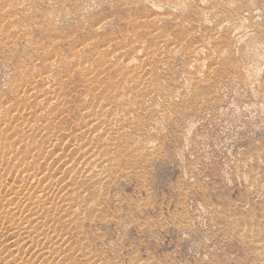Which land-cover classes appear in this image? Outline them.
<instances>
[{
  "label": "rangeland",
  "instance_id": "rangeland-1",
  "mask_svg": "<svg viewBox=\"0 0 264 264\" xmlns=\"http://www.w3.org/2000/svg\"><path fill=\"white\" fill-rule=\"evenodd\" d=\"M0 1V24L4 23L2 24L3 27L0 28V30H2L0 33L4 31L3 34H1L2 36L0 35V111H4L0 114V138L2 136L0 145L4 148L0 146V150H5V147H7L6 151L3 152L2 150L3 153L0 151V155L2 158H5L4 154L6 153L5 156L8 158L6 161L8 160L9 163H12L16 160L17 162L15 163L14 161L13 164L15 166L18 165L15 170L11 168V171L7 169L5 162L2 163L0 161V177L2 176L0 178V185H2V189H5L4 187L6 184V187L13 186L17 179H26L28 174L27 171H29V167H27L28 164L26 162L24 164L27 167L25 168L24 166L27 170L26 172L23 170L24 168L21 169L19 165L22 161L24 163L26 159H29L31 163L38 160V163H36L37 167L50 166L52 169L62 168L60 163H55L53 162L55 160L52 159H55L58 154L67 153L69 155L72 152H77L75 151L74 146L71 147L68 145L70 148H66V144H68V141L73 138V135L78 136L77 133L80 132L78 129H80L79 127L83 124L84 120L89 116L90 118L88 119L95 120L93 123L105 121L106 119L102 117L104 116L103 110L101 111V109H103L102 103L105 106L110 104L111 106L114 104V106H117L120 103L113 90L114 85H111L109 81H117L120 77L124 79V76L122 75L123 73H126V69H130L131 72L137 71L144 75L151 74L150 79L146 81L143 86L146 90H142V87L141 91H138L139 96H137L139 98L142 96L140 99L146 104L143 103L144 105H140L141 107L137 106L138 110L136 109L132 114L133 118H131V120L134 121V125L136 124V128L133 125V128H129L130 130L126 128L129 131L126 132L128 135H121L122 138L113 137L114 134L110 133L112 130L117 129L115 127L116 125L106 133L107 136L105 133L101 134L103 133L102 131H94L93 134H91L90 139L89 137H86L87 140H95V142L97 140H103L102 143L109 144L111 147L114 145L113 149L118 152L113 155V161H121V163L124 164L123 169L125 172L122 169L120 173L117 174L116 170H114L113 173L108 175L109 178L104 181L105 183L101 185L102 187L100 186L98 188L99 191L95 187L96 185L92 182L89 183V181L84 180L83 183L78 180L76 183L77 185L75 184L73 187L77 186L84 189V194H82L83 191H80L81 195L84 197V206L86 208H84L83 215L74 217L72 215L63 216L66 212L64 213L63 211L58 210L59 212H54V214L57 213V215L51 214L50 217L40 219L42 222H45V225L42 228L43 230H41V235H39L40 237L42 236L44 242H41L42 239L39 237L35 239V242H37L36 244L39 246L49 245L48 248L50 249L46 252V254L48 253L47 255L41 254L43 255L41 257V255L35 251L36 249L33 247L31 238H27L26 241L20 242L19 244L17 238L13 235L14 232L10 229L11 227L7 228L4 224L1 226L2 222H0V229H2L0 230V250H4V252L6 251V254L3 253L4 259L0 258V264H22L27 261L28 262L25 264H139L138 261L141 262L140 264H144L145 261V264H264L263 257H260L261 255L259 256L255 252L253 244L250 243L255 237H257L254 236V234H258L260 229L264 228V181H262L264 180V100H260L259 94L261 89L263 90L260 83L261 78H264V57L253 56L254 52H252V54H249L246 51L244 52L245 49L244 44H242L243 42L241 43L238 41V38L236 39V37L240 35V32H244V29L236 31L234 29L233 32H229L228 23L223 22L226 23L225 25L220 23V18L229 16L230 11L223 12L224 14L214 17V19L211 18L213 22L210 19L205 25L200 23V9L206 6L205 3L207 1L202 4V1L200 0H191L188 10L187 8L185 9L186 11H174L166 5H159L160 3L158 1L155 2L156 5H153V3H146L143 0H31L30 2L27 0L23 11V8L14 10L13 8L7 7L8 4H13L15 0ZM56 1L59 2L58 5ZM128 1L130 3H128ZM255 1L257 0H252L250 2V5L257 7L255 9L256 15L254 19L255 22L259 24V28L262 27L261 29H264V0H258L257 3ZM159 6L160 11L162 9L161 13H163V15L165 14V18L161 21H158V19L155 21L153 17L156 12L160 13L157 9ZM243 10L245 12L244 14L249 16L250 11L245 8ZM258 11L261 12V14ZM43 14L45 15L43 16ZM166 14H168L169 17H166ZM48 15H51L52 22L46 19ZM257 15L259 18L261 15L262 17L259 19ZM9 16H12L10 17L12 19H10ZM146 17L151 18V21ZM249 20L250 19L248 18L246 24L249 23ZM198 21L199 23H197ZM209 21L213 24L211 25ZM217 22L218 24H216ZM25 26L27 31L25 30ZM227 26L228 28L226 29ZM223 28L225 29L226 34ZM259 28L258 34L262 37L260 32L261 29ZM218 30H220L221 33ZM152 32H154V35H150ZM182 32L187 35H184ZM214 32L223 38L227 37L229 39L230 37H233V39L230 38L229 40L233 43V47L235 45V49H231L232 51H227V53L224 51L222 53L224 56L222 54L217 56L215 49L217 48L216 44L214 43L213 38L209 36L211 33L213 35ZM7 34L8 38L5 40L3 36L6 37ZM9 34L14 36L9 37ZM164 36L167 37L163 38ZM10 38H13L14 40ZM135 38L139 40L141 39L144 44L142 47L143 51L139 52L140 56L146 55L147 52L150 55L152 54L153 58L150 59L152 61L151 64L129 66L127 62L119 63L118 56L113 52L116 51L115 49H117V47L119 53L120 51L134 52L136 50L134 44ZM159 42H166L168 45L171 44V47L177 49V52L174 51L175 54L173 52L170 54L172 56L169 55L168 57H165L166 59H163L162 56L157 55V53H159L158 50L165 53L170 46L164 47L167 51L164 48L160 49L161 43ZM3 43H6L7 45H4ZM50 44L51 46L47 47ZM198 46L205 48L203 54L202 52L199 54L200 57L198 55L196 56L195 53V50L197 49L196 47ZM155 48H157L156 51ZM111 50L113 52H111ZM144 50L147 52L145 53ZM53 51H55V53ZM213 51L214 54H216V57L212 56L213 53L211 52ZM186 53L191 54H187V56ZM56 56L57 60L55 58ZM157 56L160 57V59ZM173 56L175 61L172 60ZM221 56L223 57V60L230 61L226 62L229 64L228 66L225 65L224 67V65H222L224 62L221 60ZM202 57L207 59L205 60L203 58L206 66L201 69H205L204 71L196 67L198 65L197 60H200V58L202 59ZM225 57L226 59H224ZM49 58L51 59L50 62H48L50 60ZM215 58H217V61ZM53 61H59L60 65H55V68L52 66L51 70L48 66H50V63ZM218 61L221 65L218 64ZM76 62L81 63V68L74 66L77 65ZM233 62H235L236 65L238 64L239 67L238 65L236 67ZM72 64L74 67L70 66ZM212 65L214 66V70L212 69ZM220 66L223 67L221 68ZM48 69L55 74V79L51 80V87L54 86L55 91L41 81L44 71L49 72L47 71ZM197 69L202 71V76H199L201 75V72L197 73ZM31 70L34 71L31 72ZM131 72L129 71L130 74ZM194 75L196 77L198 75L199 81L202 78L203 79L200 82H197V84V79H192ZM233 75L236 76L234 77ZM245 75L247 78L245 77V79H243V76ZM62 77L64 79H62L63 81L61 80V85L60 79ZM178 80L181 84H178ZM185 80L187 81V84ZM188 80L189 82L191 81V84ZM31 82H33L32 85ZM25 84L26 86H24ZM21 86H24L25 89L23 87V90ZM39 86H42L41 90ZM189 86L190 89L188 88ZM184 87L188 89L187 92ZM260 87L261 89H259ZM159 88L162 90L161 93L159 92ZM134 89L136 90V88ZM152 89L153 91L151 92ZM257 91L259 92L258 94ZM56 92L58 95H55L54 97L53 93ZM130 92V95L134 93L132 90ZM185 92H189L188 95ZM162 93H165L167 97L165 94L162 96ZM191 93L194 99H191L189 96ZM41 94H43V96ZM47 94L49 95L47 96ZM182 94H186L187 96L181 97ZM130 95L129 97L132 99L135 94H133V96ZM158 95H161L160 98ZM174 95L176 100L173 98ZM29 96L31 97L29 98ZM163 97H166V100H169L170 103L166 100L167 103H165ZM169 97L172 98L170 99ZM184 97L187 100L189 99L188 102ZM38 99L41 101L40 104L42 105H37L36 100L38 101ZM152 99L158 103L156 104V106L158 105V111L160 108L162 109L163 105L164 108L168 107L166 108V111L167 109L169 110L168 119L166 118L165 120L160 114H152L153 111L150 109ZM100 101L103 102L99 104ZM60 102L61 104H59ZM108 102L109 104H107ZM48 103L50 104L48 108L51 107V109L47 108ZM172 103L174 105H171ZM43 104L45 106H43ZM16 105H18L19 108H22L19 109ZM33 106H36L35 109H33ZM145 106L146 108H143ZM41 108L44 109L43 111H46L47 108L48 112H41ZM57 108H60V110ZM140 108H143L144 110L141 111ZM35 111L38 112L36 113ZM55 111H57V113ZM137 111L140 112L138 113ZM51 112L53 114H51ZM169 112L172 113L173 116ZM23 114H25V116L28 114L27 117H29V119L24 117ZM150 114L151 116H149ZM3 115H5L4 118ZM32 115H34V117ZM35 115L41 118L38 119L39 117L37 118ZM49 115L52 119L48 117ZM152 115H156L158 119L162 118L159 121L157 120V123L152 120ZM96 116L98 119V116L102 118L98 121ZM136 116L138 117L137 119L141 118L142 121L139 120L141 121L139 122L136 120ZM35 117L38 120H36ZM19 118L21 121H18ZM120 119L119 121L121 123L123 118L120 117ZM76 120L80 121L78 122ZM5 121L8 126L5 125ZM33 121L37 122L33 123ZM44 121H46V123ZM47 121L49 123H47ZM160 121L162 123H160ZM8 122H10V124H8ZM15 125H18L19 127H16ZM22 125L23 127L25 125V127L23 128ZM30 127L32 130H30ZM106 127L108 126L106 125ZM20 128L22 131L25 128L27 129L22 132ZM74 128L76 129L75 131H73ZM109 128L107 129L109 130ZM36 129L39 130L36 131ZM6 130H8L7 133L12 130V133L10 132L12 135H10L11 137H9V140L4 136ZM26 131L28 132L27 134L25 133ZM42 131L43 133H41ZM48 133L54 137L57 136L55 140L50 143L46 138V134ZM138 133L140 136L137 135ZM131 134H133V136ZM40 136H42V139ZM65 136L68 137L67 140ZM137 136L139 137L137 138ZM12 137L15 138V140ZM108 138L112 140L109 141ZM114 138L117 140L116 143L113 141ZM58 139L59 142L57 141ZM35 140L36 142H34ZM148 140L153 142L151 143L149 141L150 143H148ZM24 141L27 142L25 143ZM133 141H135V144H132ZM137 141H140V144H143L140 146ZM141 141L146 142L144 143ZM10 143H14V146ZM37 143L39 145H36ZM46 144H48V147L50 148H47ZM116 144H118L117 147L120 146V149L115 147ZM149 144L154 147L147 148L150 146ZM52 145H54V148H52ZM139 146L140 148L137 149ZM8 147H12V149ZM34 147H36V149ZM155 147L157 148V151L155 150ZM151 149L153 150V153L149 151ZM52 150L54 151V155ZM68 150L70 151L68 152ZM144 150L147 151L145 152ZM154 150L157 153H155ZM17 151L20 154H17ZM137 152H139V154ZM8 153L11 154L9 155ZM121 153H125V156ZM132 153L136 156L134 157ZM149 153L151 155H149ZM20 155H22L23 158ZM40 155H42V158ZM28 156H30L31 159L30 157L28 158ZM76 156H78V154ZM16 158L20 163H18ZM125 162L128 164L126 165ZM3 165H5V167ZM1 166H3L4 169ZM35 170L37 171L36 168L31 169V171L34 172ZM252 170H254V172ZM20 171L22 173H20ZM256 172L259 175L257 183L259 185L260 182H262V190H258L255 193V191H253L255 187L251 185V180L253 175H256ZM13 173L14 175L12 176V179H10L11 174ZM114 173L116 174L114 175ZM8 175L10 177H7ZM40 175L42 176V174H39L38 176L40 177ZM261 176L262 178H260ZM246 180L249 181V186L247 185ZM24 182H26V180H24ZM69 182H71L70 179ZM18 184L19 188L16 185V190H19L20 192V190L22 191L23 189L20 188L23 184ZM23 186L25 187V184ZM250 187L253 188L252 191L249 190L251 189ZM50 190L53 191V189ZM64 192H67V194L73 197L77 196V193L74 194L71 187L67 190L65 189ZM70 192H72V194ZM254 197L258 198L255 199ZM88 199H91V201ZM93 200L94 202H92ZM3 202L6 204V201ZM91 202L92 204H89ZM87 205L91 206L87 207ZM44 206L52 207V202H47ZM14 207V205L13 207L9 206L8 210L12 209V213H15H13L14 216L12 215L14 218H12V216L11 218L13 221H16L19 216L21 217V214H19L16 209H13ZM80 216L83 217L81 218ZM34 217L35 216L32 215L29 218ZM68 217L69 219H67ZM46 222H49L48 224L50 226ZM242 225H244V227ZM257 225L259 226L258 228L255 227ZM52 227L56 231L52 230ZM8 229H10V231ZM45 233L50 234L47 236ZM240 234L242 237H240ZM15 245L19 246H17V250ZM63 246H66L67 251H70L67 253ZM31 248L33 252L29 250ZM57 249L59 250L58 252ZM10 252L11 254L13 253L15 258L9 256L11 255L9 254ZM29 255H31V257ZM33 255H36V257H33ZM47 256L49 257V260L44 263L43 259ZM50 256H53L51 257L52 259ZM82 256H85V258ZM25 257L27 258L25 259ZM87 257L90 258L88 259ZM32 260H34V262ZM255 261L257 262L255 263Z\"/></svg>",
  "mask_w": 264,
  "mask_h": 264
},
{
  "label": "bare ground",
  "instance_id": "bare-ground-1",
  "mask_svg": "<svg viewBox=\"0 0 264 264\" xmlns=\"http://www.w3.org/2000/svg\"><path fill=\"white\" fill-rule=\"evenodd\" d=\"M12 1V0H11ZM31 0H29L28 2H30ZM53 1V0H52ZM60 1V0H59ZM70 1V0H69ZM80 1V0H79ZM137 1H139V0H137ZM141 1V0H140ZM143 1H145L146 3L147 2H150V4L151 3H153V5H156V1H158L160 4L159 5H166L168 8H172L174 11L176 10H179V11H183V10H185L186 8H187V10H188V6H190L189 4H190V1L191 0H143ZM193 1V0H192ZM200 1H202V4H204L203 2H206L205 4H206V6L205 7H202L201 9H200V23L201 24H205L206 25V22L208 21V20H210L211 18H213L214 19V17H217V16H219V15H222V14H224L226 11H230V15L229 16H227V17H223V18H220L221 20V22L220 23H223V22H227L228 24V26H229V32L230 31H232L233 32V30L235 29V31L236 30H239V29H244V32L242 31V32H240V35L239 36H237L236 37V39L238 38V41H240L242 44H244V52L246 51L247 53H251L252 54V52H254V55L253 56H256V57H264V29H261L262 27H261V25H260V27L261 28H259V24L257 23V22H255V9L257 8L256 6H253V5H250V2L252 1V0H200ZM258 1V0H257ZM257 1H255L256 3H257ZM1 2V1H0ZM3 2V1H2ZM9 2V1H8ZM26 2H27V0H15L14 2H13V4H8L7 5V7H10V8H13L14 10H19V9H21V8H23V11H24V7H25V4H26ZM55 2V1H54ZM57 2V1H56ZM62 2V1H61ZM60 2V3H61ZM6 3H7V1H6ZM58 3L59 2H57V5H58ZM72 3V2H71ZM70 3V4H71ZM75 3V2H74ZM79 3V2H78ZM128 3H130L129 1H128ZM1 4H3V3H1ZM80 4V3H79ZM78 4V5H79ZM82 4V3H81ZM254 4V3H253ZM9 5H12V6H9ZM61 5H63V4H61ZM61 5H59V6H61ZM137 5V4H136ZM257 5V4H256ZM263 5V4H262ZM5 6H6V4H5ZM67 6V5H66ZM258 6V5H257ZM1 7V6H0ZM4 7V6H3ZM64 7H65V4H64ZM200 7V6H199ZM258 7H260V6H258ZM63 8V7H62ZM153 8H155V7H153ZM193 8H195V7H193ZM246 9V10H249L250 12H249V16H246L244 13V10L243 9ZM28 9V8H27ZM156 9V8H155ZM157 9L160 11V6H159V8L157 7ZM156 9V10H157ZM165 9V8H164ZM171 9V10H172ZM8 10H9V8H8ZM170 10V11H171ZM196 10V9H195ZM259 10V9H258ZM173 11V12H174ZM186 11V10H185ZM197 11V10H196ZM257 11V10H256ZM19 12V11H18ZM22 12V11H21ZM21 12H20V14H21ZM27 12V11H26ZM162 12V9H161V11H160V13H157L156 12V14H155V16L153 17L154 19H155V21H156V19H158V21L160 20H162V19H164L165 18V14L163 15V13H161ZM224 12V13H223ZM259 12V11H258ZM17 13V12H16ZM25 13V12H24ZM81 13V12H80ZM181 13V12H180ZM183 13V12H182ZM260 14H261V12H259ZM18 14V13H17ZM169 14V13H168ZM168 14H166L167 16L166 17H169V15ZM247 14V13H246ZM258 14V13H257ZM11 15V14H10ZM13 15V14H12ZM15 15V14H14ZM45 14H43V16H44ZM149 15V14H148ZM199 15V14H198ZM264 15V14H263ZM51 15H48V17L46 18L48 21H51L52 22V20H51V17H50ZM150 16V15H149ZM171 16V15H170ZM224 16V15H223ZM10 17H12V16H9V18ZM152 17V16H151ZM172 17V16H171ZM222 17V16H221ZM257 17H258V15H257ZM256 17V18H257ZM261 17H262V15H261ZM260 17V18H261ZM147 18V17H146ZM145 18V19H146ZM149 18V17H148ZM147 18V19H148ZM219 18V17H218ZM248 18L250 19L249 20V23L248 24H246V21L248 20ZM259 18V17H258ZM259 18V19H260ZM10 19H12V18H10ZM54 19V18H53ZM151 18H149V21H151L150 20ZM175 19H177V18H175ZM216 19V18H215ZM56 20V19H55ZM132 20V19H131ZM184 20V19H183ZM212 20V19H211ZM37 21V20H36ZM54 21V20H53ZM138 21V20H137ZM142 21V20H141ZM178 21V20H177ZM256 21H257V19H256ZM6 22V21H5ZM132 22V21H131ZM134 22V21H133ZM212 22H213V20H212ZM216 22V21H215ZM214 22V23H215ZM248 22V21H247ZM183 23V22H182ZM197 23H199V21L197 22ZM196 23V24H197ZM208 23V22H207ZM209 23H210V21H209ZM219 23V24H220ZM2 24H4V23H1L0 24V28H2L3 26H2ZM10 24V23H9ZM135 24H136V22H135ZM187 24V23H186ZM211 25L213 24V23H210ZM216 24H218V22L216 23ZM215 24V25H216ZM224 25L226 24V23H223ZM264 24V23H263ZM183 25V24H182ZM6 26V25H5ZM223 26V25H222ZM228 26L226 27V29L228 28ZM16 27V26H15ZM14 27V28H15ZM29 27H30V25H29ZM225 27V26H224ZM257 27V28H256ZM9 28H10V26H9ZM8 28V29H9ZM12 28V27H11ZM20 28V27H19ZM18 28V29H19ZM22 28H24V27H22ZM31 28V27H30ZM139 28H141V27H139ZM254 28H256V29H254ZM258 28L259 29H261V36L262 37H260L259 36V34H258ZM7 29V30H8ZM15 29H17V28H15ZM27 29H28V27H27ZM217 29V28H216ZM220 29H222V28H220ZM224 29V28H223ZM25 30H26V26H25ZM29 30V29H28ZM159 30V29H158ZM254 30H256V31H254ZM0 31H2V30H0ZM11 31V30H10ZM17 31H19V30H17ZM16 31V32H17ZM21 31V30H20ZM23 31V30H22ZM27 31V30H26ZM154 31H155V29H154ZM157 31V30H156ZM219 32H220V30H218ZM217 31V32H218ZM223 31V30H222ZM224 31H225V29H224ZM4 32V31H3ZM3 32H1L0 33V35L1 34H3ZM7 32H9V31H7ZM238 32V31H237ZM18 33V32H17ZM23 33V32H22ZM21 33V34H22ZM26 33V32H25ZM184 35H187V34H185L184 32H182ZM189 33V32H188ZM221 33V32H220ZM224 33V32H223ZM228 33V32H227ZM236 33V32H235ZM12 34V33H11ZM16 34V33H15ZM150 34V33H149ZM154 35V32H152L150 35ZM205 34V33H204ZM225 34H226V31H225ZM230 34H232V33H230ZM192 35V34H191ZM222 35V34H221ZM234 35V34H233ZM2 36V35H1ZM11 35L9 34V37H10ZM12 36H14V35H12ZM11 36V37H12ZM16 36V35H15ZM148 36V35H147ZM156 36V35H155ZM189 36V35H188ZM194 36H195V34H194ZM207 36V35H206ZM210 37H212L213 38V40H214V43L216 44V47L217 48H215V46H214V48L216 49V54H217V56H220L224 51H226V53H227V51L229 52V51H232L231 49H235L234 47H235V45H234V47H233V43H231V41L226 37V38H223V37H221V36H219V34L217 35V34H215V32H214V34L212 35V33L209 35ZM165 37H167V36H164L163 38H165ZM208 37V36H207ZM207 37H205V38H207ZM229 37V36H228ZM3 38H5V40L8 38V34H7V36L5 37V36H3ZM2 38V39H3ZM15 38V37H14ZM142 38V37H141ZM156 38V37H155ZM160 38V37H159ZM204 38V37H203ZM1 39V40H2ZM10 39H12V40H14L13 38H10ZM144 39H145V37H144ZM143 39V40H144ZM157 39V38H156ZM211 39V38H210ZM231 39H233V37L231 38ZM5 40H3V41H5ZM11 41V40H10ZM155 41V40H154ZM157 41V40H156ZM230 41V42H229ZM43 42V41H42ZM53 42H56V41H53ZM166 42H168V41H166ZM166 42H159V43H161L160 45V49L161 48H164V47H169V49L167 48V50H166V48H164L167 52H163V51H161V50H158L159 51V53H157V55L158 56H162L163 57V59H166L165 57H168L171 53H173L174 51H176L177 52V49H173L172 47H171V44L170 45H168ZM7 43V42H6ZM5 43V44H6ZM173 43V42H172ZM239 43V42H238ZM237 43V44H238ZM4 44V43H3ZM4 44V45H5ZM33 44V43H32ZM36 44V43H35ZM56 44V43H55ZM134 44H135V48H136V50L134 51V52H132V53H130V52H127V51H120V53L118 52L119 50H118V47H117V49H115L116 51H112L111 50V52H113V53H115L117 56H118V58H119V63H125V62H127V64L129 65V66H136V65H147V64H151V58H153L152 57V54L150 55L147 51V53L145 52V50H144V52L146 53V55H143V56H140V53L139 52H141V51H143L142 50V47H143V41L140 39H136L135 38V40H134ZM174 44V43H173ZM7 45V44H6ZM37 45V44H36ZM175 45V44H174ZM178 45V44H177ZM239 45V44H238ZM1 46H3V45H1ZM44 46V45H43ZM51 46V44L50 45H48L47 47H50ZM78 46V45H77ZM76 46V47H77ZM134 46V45H133ZM179 46V45H178ZM197 46V45H196ZM145 47V46H144ZM152 47V46H151ZM175 47H177V46H175ZM191 47V46H190ZM233 47V48H232ZM154 48V47H153ZM191 48H193V47H191ZM197 49L195 50V53H196V56L198 55L199 56V54L202 52V54H203V52L205 51V48H203V47H201V46H198V47H196ZM213 48V47H212ZM36 49V48H35ZM49 49V48H48ZM95 49V48H94ZM144 49V48H143ZM147 49H149V48H147ZM163 49V50H164ZM178 49H179V47H178ZM181 49V48H180ZM118 50V51H117ZM157 50V48H155V51ZM182 50H183V48H182ZM186 50H187V48H186ZM34 51V50H33ZM36 51V50H35ZM40 51V50H39ZM98 51H99V49H98ZM133 51V50H132ZM151 51H152V49H151ZM157 51V52H158ZM179 51V50H178ZM192 51H193V49H192ZM235 51V50H234ZM236 51H238V50H236ZM37 52V51H36ZM35 52V53H36ZM44 52H45V48H44ZM46 52H48V51H46ZM54 53H55V51H53ZM52 52V53H53ZM188 52V51H187ZM191 52V51H190ZM208 52V51H207ZM38 53V52H37ZM143 53V52H142ZM152 53V52H151ZM156 53V52H155ZM179 53H180V51H179ZM189 53V52H188ZM188 53H186V55L188 54ZM211 53H213V55L212 56H215L216 54H214V51L213 52H211ZM242 53V52H241ZM174 54H175V52H174ZM178 54V53H177ZM191 54V53H190ZM190 54H188V55H190ZM205 54V53H204ZM249 54H248V56H249ZM42 55V54H41ZM142 55V54H141ZM156 55V54H155ZM187 55V56H188ZM223 56H224V54H222ZM37 56H39V55H37ZM55 56V55H54ZM54 56H52V57H54ZM154 56V55H153ZM157 56V57H158ZM170 56H172V55H170ZM184 56V55H183ZM195 56V57H196ZM211 56V55H210ZM49 57V56H48ZM200 57V56H199ZM216 57V56H215ZM222 57V56H221ZM241 57V56H240ZM247 57V56H246ZM47 58V57H46ZM45 58V59H46ZM51 58V57H50ZM49 58V59H50ZM56 58V60H57V56L55 57ZM59 58H60V56H59ZM59 58H58V60H59ZM63 58V57H62ZM159 59H160V57H158ZM204 57H202V59L200 58V60L198 59L197 60V66L196 67H198V69H201V68H204L205 66H206V64H204V59H203ZM48 59V60H49ZM51 59H53V58H51ZM51 59L48 61V62H50L51 61ZM125 59V60H124ZM169 59V58H168ZM189 59H191V58H189ZM216 59V61H217V58H215ZM214 59V60H215ZM219 59V58H218ZM224 59H226V57L224 58ZM238 59V58H237ZM47 60V59H46ZM60 60H62V59H60ZM69 60H71V59H69ZM171 60V59H170ZM172 60H174V56H173V59ZM205 60H207V59H205ZM208 60H209V58H208ZM224 62H222V61ZM221 62L223 63L222 65H224V67H225V65H229V64H227L226 62L228 61H225V60H223V57L221 58ZM230 60V59H229ZM236 60V59H235ZM64 61V60H63ZM67 61V60H66ZM72 61V60H71ZM175 61V60H174ZM210 61H211V58H210ZM242 61V60H241ZM45 62V61H44ZM228 62H230V61H228ZM238 62V61H237ZM240 62V61H239ZM43 63V62H42ZM77 63V62H76ZM80 63V62H79ZM79 63H77V65H74V66H76L77 68L78 67H80L81 68V63L79 64ZM196 63V62H195ZM214 63H215V61H214ZM234 63V65H236L235 64V62H233ZM218 64H220L221 65V63L218 61ZM57 66V65H60V62L59 61H53L52 63H50V66H48V68L49 69H51L52 70V66L54 67V66ZM192 65H193V62H192ZM192 65H190V66H192ZM214 65V64H213ZM212 65V66H213ZM231 65V64H230ZM238 65V64H237ZM237 65H236V67H237ZM41 66H43V65H41ZM71 67H74L73 66V64L72 65H70ZM210 66H211V64H210ZM218 66V65H217ZM188 67V66H187ZM221 67V66H220ZM223 67V66H222ZM221 67V68H222ZM232 67V66H231ZM238 67H239V65H238ZM55 68V67H54ZM191 68V67H190ZM218 68V67H217ZM27 69V68H26ZM33 69V68H32ZM38 69V68H37ZM42 69V68H41ZM47 70V71H49V72H45L44 71V75L42 76V78H41V81L42 82H44V83H46L48 86H49V88H51L52 90H54L55 91V87L54 86H52L51 87V80H54L55 79V74L53 73V72H51L50 70ZM74 69V68H73ZM197 69V73L198 72H201L200 74L201 75H199V76H202V71H199ZM209 69V68H208ZM211 69V68H210ZM213 70H214V66H213V68H212ZM211 69V70H212ZM216 69V68H215ZM70 70V69H69ZM72 70V69H71ZM195 70H196V68H195ZM201 70H205V69H201ZM241 70H243V69H241ZM32 71H34V70H31V72ZM68 71V70H67ZM129 71L131 72V70L129 69V70H127L126 69V73H123V75L122 76H124L123 78L124 79H122L121 77H120V79L119 80H112V81H109L110 82V84L111 85H114V92L116 93V95H117V97H118V100L120 101V103L117 105V106H114V105H112L111 106V104L110 105H107V106H105V105H103V101L101 102H99V104H101L102 103V107H103V109H101V111L103 110V112H104V116H102V117H104L106 120L105 121H102V122H97V123H93V122H95V120L93 121V119H88V118H90L89 116H88V118H84L85 120H84V122H83V124L82 125H80V129H78V130H80V132H78L77 134H78V136H76V135H73V138L72 139H70L69 141H68V144H66L67 146H66V148H70V146L71 147H73L74 146V149H75V151H77V152H72V153H70L69 155L66 153V154H58L57 156H56V158L55 159H52V160H55V161H53V162H55V163H60L61 164V166H62V168H57V169H52V167H50V166H45V167H37L36 166V163H38V160H35V162L34 163H31L30 161H29V159H26V161H24V163H23V161H22V163H20V161L18 160V163H20L19 165H20V167H21V169L22 168H24V166H25V168H27V167H29V171H27L25 168L23 169L25 172L27 171V176H26V179L24 178V180H26V182H24V180H16L15 182H14V185L13 186H8V187H6V185H5V189H2V185H0L1 187H0V222H2V224H1V226H3V224L5 225V226H7V228L8 227H11L10 229L14 232L13 233V235H14V237H16L17 238V240H18V243L20 244V242H24V241H26L27 240V238H31V242H32V244H33V247H34V249H36L35 251L37 252V253H39V255H41V254H46V252L47 251H49V249L50 248H48V246H39L38 244H36L37 242H35V239H37L38 237L39 238H41L42 240H41V242H44L43 241V238H42V236L40 237L39 235H41V230H43L42 228H43V226L45 225V222L43 221H41L40 219H42V218H47V217H50V215L51 214H54V212L55 211H57V212H59L58 210H60V211H63L65 214L63 215V216H68V215H72L73 217L74 216H79V215H83V213H84V208H85V206H84V197L81 195V192L80 191H83V193L82 194H84L85 192H84V189H82L81 187L79 188V187H77V186H75V187H73L77 182H78V180H80L81 182H83L84 183V180H87V181H89V183L90 182H92L94 185H96L95 187L97 188V190H98V188L101 186V185H103L105 182V180H107L108 178H109V174L110 173H113V171L114 170H116V173L118 174V173H120V171L123 169V166H124V164L123 163H121V161H113V155L114 154H116V152H118L117 150H115V149H113V146L111 147L109 144H105V143H102V141L103 140H101V141H99V140H97L96 142H95V140H89L91 137V134H93V132L94 131H97V132H103V133H101V134H104L105 133V135H106V133L108 132V131H110L111 129H112V127H114L115 125V127L117 128L116 130L114 129V130H112V132H110V133H113L114 134V136L113 137H121V135L122 136H124L125 134H127L128 135V133H126V132H129L128 130H130L129 128H133L132 127V125L133 126H135L134 125V121H132L131 120V118H133V112H135L136 111V109L138 110V108H137V106H142V105H144V104H146L145 102H143V101H141L142 99H140V98H142V96L139 98L138 96V91H141V88L145 85V82L146 81H148L149 79H150V77H151V74H142V73H139V72H137V71H132L131 72V74L129 73ZM217 71V70H216ZM25 72V71H24ZM27 72V71H26ZM43 72V71H42ZM41 72V73H42ZM121 72V71H120ZM122 72H124V71H122ZM209 72H210V70H209ZM219 72V71H218ZM239 72V71H238ZM28 73V72H27ZM72 73V72H71ZM191 73V72H190ZM212 73H214V72H212ZM233 73H235V72H233ZM232 73V74H233ZM243 73V72H242ZM23 74V73H22ZM231 74V75H232ZM236 74H237V72H236ZM248 74V73H247ZM246 74V75H247ZM24 75V74H23ZM148 75V76H147ZM187 75V74H186ZM198 75H197V77L194 75V77L192 78L193 80H194V78L195 79H197V81H196V83L197 82H200L199 81V77H198ZM210 75H211V73H210ZM239 75V74H238ZM237 75V76H238ZM242 75V74H241ZM240 75V76H241ZM246 75L245 76H243L244 78L243 79H245V77H246ZM255 75V74H254ZM261 75H263V74H261ZM57 76V75H56ZM189 76V75H188ZM230 76V75H229ZM234 76V75H233ZM232 76V77H233ZM236 76V75H235ZM234 76V77H235ZM253 76V75H252ZM258 76V75H257ZM58 77V76H57ZM64 77V76H63ZM61 78L60 79V84H61V80L62 79H64V78ZM260 77H263V76H260ZM53 78V79H52ZM58 78H60V77H58ZM242 78V77H241ZM247 78V77H246ZM250 78V77H249ZM67 79V78H66ZM66 79H65V81H66ZM84 79V78H83ZM162 79V78H161ZM191 79V80H192ZM208 79H210V78H208ZM233 79V78H232ZM87 80V79H86ZM174 80V79H173ZM180 80H182V79H180ZM205 80V79H204ZM39 81H40V79H39ZM63 81V80H62ZM164 81V80H163ZM172 81V80H171ZM179 81V80H178ZM183 81H184V79H183ZM186 81V80H185ZM174 82V81H173ZM180 82V81H179ZM178 82V84H181V82L179 83ZM188 82H189V80H188ZM207 82V81H206ZM205 82V83H206ZM209 82V81H208ZM13 83V82H12ZM32 83L33 82H31V85H32ZM84 83V82H83ZM164 83H166V82H164ZM175 83H177V82H175ZM190 84H191V81L189 82ZM18 84H20V83H18ZM27 84V83H26ZM26 84L24 85V86H26ZM65 84H66V82H65ZM167 84V83H166ZM186 84H187V81H186ZM185 84V85H186ZM195 84V83H194ZM198 84V83H197ZM34 85H36V84H34ZM33 85V86H34ZM47 85H46V87H47ZM56 85V84H55ZM62 85V84H61ZM184 85V84H183ZM260 85L263 87V90L261 89V87L259 88V89H261V92L259 93L258 91H257V94L259 93L260 94V100H264V78H261V83H260ZM13 86V85H12ZM24 86H21V88L23 89V87ZM32 86V87H33ZM58 86V85H57ZM14 87V86H13ZM40 87V86H39ZM38 87V88H39ZM44 87V86H43ZM54 87V88H53ZM62 87V86H61ZM20 88V87H19ZM18 88V89H19ZM35 88V87H34ZM33 88V89H34ZM64 88V87H63ZM134 88H136V90L134 89ZM162 88V87H161ZM178 88V87H177ZM182 88V87H181ZM185 89H186V87H184ZM189 89H190V86L188 87ZM194 88V87H193ZM15 89H16V87H15ZM17 89V90H18ZM24 89H25V87H24ZM23 89V90H24ZM30 89V88H29ZM28 89V90H29ZM42 89V86L40 87V90ZM45 89V88H44ZM59 89V88H58ZM160 89V88H159ZM164 89H165V87H164ZM164 89H163V91H164ZM167 89V88H166ZM170 89V88H169ZM216 89V88H215ZM39 90V89H38ZM40 90H39V92H40ZM133 91L132 93L133 94H135L134 96H133V94L132 95H130L131 94V92L130 91ZM142 90H146V89H144V87H143V89ZM158 90V89H157ZM161 90V89H160ZM159 90V92L161 93L162 92V90L160 91ZM176 90V89H175ZM174 90V91H175ZM221 90V89H220ZM149 91H150V89H149ZM148 91V92H149ZM153 91V89L151 90V92ZM177 91V90H176ZM179 91V90H178ZM188 91V89H186V92ZM195 91V90H194ZM193 91V92H194ZM15 92H16V90H15ZM38 92V91H37ZM57 92H59V91H57ZM56 92V93H57ZM185 92V93H186ZM190 92V91H189ZM188 92V93H189ZM192 92V93H193ZM196 92V91H195ZM218 92V91H217ZM48 93V92H47ZM52 93V92H51ZM56 93H53L54 95V97H55V95H58V93L56 94ZM114 93V94H115ZM130 93V94H129ZM175 93V92H174ZM177 93V92H176ZM180 93V92H179ZM188 93H186L187 95H188ZM192 93H191V95L189 94V96L191 97V99H194L193 97H192ZM211 93V92H210ZM214 93H215V91H214ZM254 93V92H253ZM19 94H21V93H19ZM113 94V95H114ZM152 94V93H151ZM157 94H158V92H157ZM163 95L162 96H164V94L165 93H162ZM167 94H168V92H167ZM186 94H182L181 95V97L182 96H187ZM194 94V93H193ZM196 94V93H195ZM212 94V93H211ZM256 94V95H257ZM25 95H27V94H25ZM25 95H24V97H25ZM42 96H43V94H41ZM49 94H47V96H48ZM83 95V94H82ZM129 95L130 96H133V98L132 99H130V97H129ZM138 95V96H137ZM153 95L155 96V94L153 93ZM177 95V94H176ZM218 95H219V93H218ZM253 95V94H252ZM254 95H255V93H254ZM22 96V95H21ZM52 96V95H51ZM52 96V97H53ZM60 96V95H59ZM59 96H58V98H59ZM144 96V95H143ZM159 96V95H158ZM157 96V97H158ZM161 96V95H160ZM160 96H159V98H160ZM165 96H166V94H165ZM179 96H180V94H179ZM31 96H29V98H30ZM51 97V98H52ZM91 97H94V96H91ZM116 97V96H115ZM167 97V96H166ZM164 98L163 97V100L165 101L167 98ZM175 97V95L173 96V98ZM195 97V96H194ZM197 97V96H196ZM19 98L21 99V97L19 96ZM39 98V97H38ZM86 98V97H85ZM89 98V97H88ZM144 98V97H143ZM149 98V97H148ZM170 98V97H169ZM172 98V97H171ZM170 98V99H171ZM176 98V97H175ZM174 98V100H176ZM185 98V97H184ZM254 98H255V96H254ZM258 98H259V96H258ZM26 99V98H25ZM37 99V98H36ZM44 99H45V95H44ZM49 99V98H48ZM53 99V98H52ZM56 99V98H55ZM83 99V98H82ZM117 99V98H116ZM158 99V98H157ZM162 99V98H161ZM178 99V98H177ZM186 99V98H185ZM184 99V100H185ZM256 99H257V97H256ZM28 100V99H27ZM43 100V99H42ZM51 100V99H50ZM56 100H58V99H56ZM85 100V99H84ZM95 100V99H94ZM159 100V99H158ZM179 100V99H178ZM189 100V99H188ZM188 100L186 99V101L188 102ZM29 101H31V100H29ZM38 101H39V103H38ZM38 101L36 100V103H37V105L38 104H40L41 103V101L38 99ZM45 101V100H44ZM49 101V100H48ZM53 101V100H52ZM98 101V100H97ZM160 101H162V100H160ZM167 101V100H166ZM165 101V103H167ZM13 102V101H12ZM55 102V101H54ZM59 102V101H58ZM86 102V101H85ZM117 102V101H116ZM159 102V101H158ZM173 102V101H172ZM179 102V101H178ZM8 103V102H7ZM6 103V104H7ZM11 103V102H10ZM15 103V102H14ZM20 103V102H19ZM35 103V104H36ZM42 103H43V101H42ZM52 103V102H51ZM144 103V104H143ZM148 103V102H147ZM169 103H170V101H169ZM253 103V102H252ZM262 103V102H261ZM1 104V103H0ZM6 104H5V106H6ZM32 104V103H31ZM53 104V103H52ZM55 104V103H54ZM59 104H61V102L59 103ZM107 104H109V102L107 103ZM149 104V103H148ZM156 104H158V103H156L153 99H152V104L150 105L151 107H150V109L153 111V113L152 114H160L163 118H165V120H166V118L168 119V109H167V111H166V108H168V107H166V108H164V105L162 106V109L160 108V112L157 110L158 109V105L156 106ZM177 104V103H176ZM187 104V103H186ZM4 105V104H3ZM2 105V106H3ZM8 105V104H7ZM13 105V104H12ZM20 105V104H19ZM40 105H42V104H40ZM50 104L48 103V105H47V108H48V106H49ZM57 105V104H56ZM162 105V104H161ZM167 105V104H166ZM169 105V104H168ZM171 105H174L173 103L171 104ZM171 105H170V108H171ZM180 105V104H179ZM18 105H16V107H17ZM39 106V105H38ZM43 106H45L44 104H43ZM140 106V107H141ZM147 106V105H146ZM146 106L145 107H143V108H146ZM8 107V106H7ZM29 107H30V105H29ZM34 107V106H33ZM36 107V106H35ZM35 107L33 108V109H35ZM59 107H60V105H59ZM101 107V108H102ZM159 107H160V105H159ZM181 107V106H180ZM0 108H1V106H0ZM17 108H19V106L17 107ZM20 108H22V107H20ZM19 108V109H20ZM23 108H24V106H23ZM47 108H46V111L48 112V110H47ZM50 109H51V107H49ZM48 108V109H49ZM61 108V107H60ZM60 108L58 109V110H60ZM143 108H140V110L142 111V110H144ZM173 108V107H172ZM10 109V108H9ZM32 109V110H33ZM42 109V108H41ZM40 109V110H41ZM56 109V108H55ZM149 109V108H148ZM4 110V109H3ZM12 110V109H11ZM10 110V111H11ZM17 110V109H16ZM39 110V109H38ZM44 109H42L41 110V112L43 111ZM171 110V109H170ZM173 110V109H172ZM13 111H15V110H13ZM18 111H20V110H18ZM46 111H43L44 113H46ZM53 111V110H52ZM100 111V112H101ZM146 111V110H145ZM144 111V112H145ZM150 111V110H149ZM2 112H4V111H0V114L2 113ZM32 112H34V111H32ZM36 112V111H35ZM38 112V111H37ZM36 112V113H37ZM56 113H57V111H55ZM138 112V111H137ZM140 112V111H139ZM138 112V113H139ZM144 112H143V114H144ZM159 112V113H158ZM22 113V112H21ZM170 113V112H169ZM4 114V113H3ZM8 114V113H7ZM14 114V113H13ZM16 114V113H15ZM26 114V113H25ZM25 114H23L24 115V117H27V115L25 116ZM41 114V113H40ZM43 114V113H42ZM51 114H53L52 112H51ZM55 114V113H54ZM99 114V113H98ZM146 114V113H145ZM171 115H172V113H170ZM6 115V114H5ZM5 115H3V118H4V116ZM10 115V114H9ZM11 115H12V113H11ZM10 115V116H11ZM21 115V114H20ZM38 115V114H37ZM146 115H148V114H146ZM145 115V116H146ZM154 116V115H152V120L153 121H155V122H157L158 123V121L162 118H159L158 119V117L157 116ZM10 116H9V118H10ZM14 116V115H13ZM30 116H31V114H30ZM33 117H34V115H32ZM36 116V115H35ZM43 116V115H42ZM52 116V115H51ZM124 116V117H123ZM149 116H151V114L149 115ZM173 116V115H172ZM2 117V116H1ZM20 117V116H19ZM23 117V116H22ZM37 118L39 117V116H36ZM35 117V118H36ZM48 117H50V115L48 116ZM53 117V116H52ZM94 117V116H93ZM99 117V119L97 118V116H96V118H97V120L99 121L101 118H100V116H98ZM120 117H122L123 119H122V121H121V123H120V121H119V119H120ZM141 117V116H140ZM169 117H170V115H169ZM8 118V119H9ZM13 118V117H12ZM28 119H29V117H27ZM32 118V117H31ZM30 118V119H31ZM36 118V120H38V119H40L41 117H39L38 119ZM45 118H46V120H47V117H46V115H45ZM51 118V117H50ZM138 117L136 116V120H141V118L140 119H137ZM7 119V118H6ZM23 119V118H22ZM33 120H35L34 118H32ZM31 119V120H32ZM52 119V118H51ZM55 119H57V118H55ZM79 119H80V117H79ZM95 119V118H94ZM143 119V118H142ZM170 119V118H169ZM172 119V118H171ZM5 120V119H4ZM3 120V121H4ZM17 120V119H16ZM30 120V121H31ZM50 120V119H49ZM59 120V119H58ZM103 120V119H102ZM121 120V119H120ZM145 120V119H144ZM147 120V119H146ZM149 120H151V119H149ZM151 120V121H152ZM158 120V121H157ZM18 121H21V119L19 118V120ZM55 121H57V120H55ZM55 121H53V122H55ZM76 121H80V120H76ZM125 121H127V122H125ZM142 121V120H141ZM141 121H139V122H141ZM162 121H163V119H162ZM34 122H37V121H33V123ZM45 123H46V121H44ZM118 122H119V124H118ZM5 125H7V122L5 121ZM23 123V122H22ZM32 123V122H31ZM30 123V124H31ZM45 123H43V124H45ZM47 123H49L48 121H47ZM136 123H137V121H136ZM160 123H162L161 121H160ZM159 123V124H160ZM8 124H10V122H8ZM24 124V123H23ZM26 124H27V122H26ZM39 124V123H38ZM41 124H42V122H41ZM78 124V123H77ZM29 125V124H28ZM37 125V124H36ZM79 125V124H78ZM106 125L108 126V127H106ZM155 125H156V123H155ZM158 125V124H157ZM8 126V125H7ZM16 127L18 126V125H15ZM14 126V127H15ZM20 126H21V124H20ZM30 126H33V125H30ZM40 126H42V125H40ZM61 126H62V124H61ZM138 126V125H137ZM19 127V126H18ZM22 127H23V125H22ZM21 127V128H22ZM24 127H25V125H24ZM23 127V128H24ZM53 127V126H52ZM63 127V126H62ZM65 127V126H64ZM72 127V126H71ZM110 127V128H109ZM20 128V129H21ZM29 128V127H28ZM34 128V127H33ZM36 128V127H35ZM67 128V127H66ZM107 128H109V130L107 129ZM128 130H127V129ZM135 128H136V126H135ZM139 128V127H138ZM160 128V127H159ZM25 129H27V128H25ZM24 129V130H25ZM39 129H41V128H39ZM39 129H36V131L37 130H39ZM53 129V128H52ZM68 129V128H67ZM2 130H5V129H2ZM12 130H14V129H12ZM11 130V131H12ZM23 130V131H24ZM29 130V129H28ZM30 130H32V128L30 127ZM42 130V129H41ZM65 130V129H64ZM63 130V131H64ZM71 130H73V129H71ZM76 129L74 128V130L73 131H75ZM7 131L8 130H6V134H4V136L6 137V139L7 140H9V137H11L10 135H12V134H10V132L11 131H9L8 133H7ZM21 131H22V129H21ZM22 131V132H23ZM61 131H62V129H61ZM66 131V130H65ZM70 131V130H69ZM140 131V130H139ZM14 132V131H13ZM20 132V131H19ZM18 132V133H19ZM31 132V131H30ZM46 132H47V130H46ZM52 132H53V130H52ZM57 132V131H56ZM55 132V133H56ZM68 132V131H67ZM138 132V131H137ZM3 133V132H2ZM12 133V132H11ZM26 134L28 133L27 131L25 132ZM24 133V134H25ZM34 133V132H33ZM32 133V134H33ZM41 133H43V131L41 132ZM50 133V132H49ZM48 133V134H49ZM60 133V132H59ZM73 133H75V132H73ZM131 133V132H130ZM141 133V132H140ZM29 134H31V133H29ZM36 134V133H35ZM48 134H46L47 135V141L50 143V142H52L53 140H55V138L57 137H54L53 135H48ZM51 134H53V133H51ZM62 134V133H61ZM109 134V133H108ZM0 135H1V128H0ZM16 135V134H15ZM55 135H57V134H55ZM68 135V134H67ZM111 135V134H110ZM132 136H133V134H131ZM137 135H139V133L137 134ZM28 136V135H27ZM107 136V135H106ZM126 136V135H125ZM140 136V135H139ZM139 136H137V138L139 137ZM4 137V138H5ZM13 137H15V136H13ZM12 137V138H13ZM21 137V136H20ZM23 137V136H22ZM29 137V136H28ZM27 137V138H28ZM30 137H31V135H30ZM36 137H38V136H36ZM41 137V139H42V136H40ZM86 137H89V139L87 140L86 139ZM109 137V136H108ZM112 137V138H113ZM1 138H2V136H1ZM1 138H0V140H1ZM19 138V137H18ZM26 138V139H27ZM44 138V137H43ZM64 138V137H63ZM65 138H66V140H67V136H65ZM70 138V137H69ZM110 138V137H109ZM108 138V140L109 141H111L110 139ZM122 138V137H121ZM120 138V139H121ZM136 138V139H137ZM14 140H15V138H13ZM12 139V140H13ZM23 139V138H22ZM25 139V140H26ZM33 139H35V138H33ZM101 139V138H100ZM119 139V140H120ZM2 140H4V139H2ZM11 140V139H10ZM62 140V139H61ZM64 140V139H63ZM104 140H105V137H104ZM5 141V140H4ZM4 141H2V142H4ZM38 141V140H37ZM42 141V140H41ZM58 142H59V139L57 140ZM106 141H107V138H106ZM105 141V142H106ZM115 143L117 142V140H116V138H114V140H113ZM121 141H122V139H121ZM150 140H148V143H150L149 142ZM6 142H8V141H6ZM10 142V141H9ZM12 142V141H11ZM17 142V141H16ZM21 142V141H20ZM25 142V141H24ZM27 142V141H26ZM25 142V143H26ZM30 142V141H29ZM34 142H36V140L34 141ZM39 142V141H38ZM48 142H46V143H48ZM56 142V141H55ZM138 142V141H137ZM141 142H146V141H141ZM153 142V141H152ZM151 142V143H152ZM23 143V142H22ZM107 143H108V141H107ZM110 143V142H109ZM139 144H140V141L138 142ZM137 143V144H138ZM155 143V142H154ZM6 144V143H5ZM10 144H12V143H10ZM14 144V143H13ZM12 144V145H13ZM19 144H21V143H19ZM18 144V145H19ZM28 144H30V143H28ZM27 144V145H28ZM51 144H53V143H51ZM113 144V143H112ZM131 144V143H130ZM132 144H135V141H133V143ZM141 144H143V143H141ZM141 144H140V146H141ZM7 145V144H6ZM17 145V144H16ZM22 145V144H21ZM36 145H39L38 143L36 144ZM47 145V148H50V147H48V144H46ZM62 145H64V144H62ZM68 145H70V146H68ZM117 145L118 144H116V146L115 147H117ZM125 145V144H124ZM126 145H128V144H126ZM145 145V144H144ZM144 145H142V146H144ZM150 145V146H149ZM149 145H146V146H149V147H147V148H152V147H154V146H151V144H149ZM153 145V144H152ZM0 146H2V145H0ZM14 146V145H13ZM30 146V145H29ZM45 146V145H44ZM53 147L52 148H54V145H52ZM65 146V145H64ZM140 146L139 147H137V149L138 148H140ZM145 146V147H146ZM3 147V146H2ZM46 147V146H45ZM60 147V146H59ZM120 146H118L117 148H119ZM127 147V146H126ZM129 147V146H128ZM134 147V146H133ZM4 148V147H3ZM6 148L7 147H5V150H3V152L4 151H6ZM8 148H11L12 149V147H8ZM18 148V147H17ZM19 148H20V146H19ZM22 148V147H21ZM24 148V147H23ZM35 149H36V147H34ZM33 148V149H34ZM56 148V147H55ZM58 148V147H57ZM116 148V149H117ZM131 148V147H130ZM144 148V147H143ZM146 148V149H147ZM264 148V147H263ZM14 149V148H13ZM16 149V148H15ZM25 149H27V148H25ZM24 149V150H25ZM34 149V150H35ZM60 149V148H59ZM58 149V150H59ZM73 149V148H72ZM120 149V148H119ZM126 149V148H125ZM128 149V148H127ZM157 148L155 147V150H156ZM2 150H0L1 152H2ZM20 150V149H19ZM22 150V149H21ZM31 150V149H30ZM41 150V149H40ZM39 150V151H40ZM61 150V149H60ZM123 150H124V148H123ZM131 150V149H130ZM132 150H133V148H132ZM154 150V151H155ZM33 151V150H32ZM46 151V150H45ZM53 151V150H52ZM70 150H68V152H69ZM121 151V150H120ZM134 151V150H133ZM138 151V150H137ZM141 151H142V149H141ZM145 151V150H144ZM143 151V152H144ZM147 151V150H146ZM145 151V152H146ZM149 151H153L152 149L151 150H149ZM157 151V150H156ZM155 151V153H157ZM263 151V150H262ZM261 151V152H262ZM2 152V153H3ZM7 152H9V151H7ZM10 152H11V150H10ZM22 152V151H21ZM61 152H62V150H61ZM131 152V151H130ZM135 152H136V150H135ZM134 152V153H135ZM140 152V151H139ZM139 152H137L138 154H139ZM143 152H141V153H143ZM150 152V153H151ZM255 152V151H254ZM14 153V152H13ZM16 153V152H15ZM19 152L17 151V154H18ZM27 153V152H26ZM32 153V152H31ZM34 153V152H33ZM46 153V152H45ZM44 153V154H45ZM56 153V152H55ZM140 153V154H141ZM149 153V155H151ZM153 153V152H152ZM257 153V152H256ZM6 154V153H5ZM5 154H4V157L5 158H2L1 157V155H0V161L2 162V163H6V167H7V169L8 170H11L12 171V169L11 168H13V170H15V168H17V166H15L13 163H14V161H15V163L17 162L16 160H14L12 163L10 162L9 163V161L7 162L6 161V159H8V158H6L7 156H5ZM9 154V153H8ZM11 154V153H10ZM9 154V155H10ZM20 154V153H19ZM44 154H42V155H44ZM78 154V156H76ZM121 154H125V153H121ZM133 154V153H132ZM137 154V155H138ZM255 154V153H254ZM258 154H259V152H258ZM8 155V156H9ZM15 155V154H14ZM33 155V154H32ZM32 155H31V157H32ZM42 155H40L41 156V158H42ZM51 155H52V152H51ZM53 155H54V151H53ZM56 155V154H55ZM127 155V154H126ZM130 155V154H129ZM134 155V154H133ZM133 155H131V156H133ZM149 155H147V156H149ZM154 155V154H153ZM261 155V154H260ZM264 155V154H263ZM12 156H13V154H12ZM11 156V157H12ZM18 156V155H17ZM21 157H22V155H20ZM50 156V155H49ZM48 156V157H49ZM125 156V155H124ZM136 155H134V157H135ZM142 156V155H141ZM140 156V157H141ZM257 156H259V155H257ZM11 157H10V159H11ZM30 156H28V158H29ZM31 157H30V159H31ZM37 157V156H36ZM45 157V156H44ZM43 157V158H44ZM51 157V156H50ZM53 157V156H52ZM138 157V156H137ZM143 157V156H142ZM260 157V156H259ZM15 158V157H14ZM23 158V157H22ZM122 158V157H121ZM120 158V159H121ZM145 158V157H144ZM253 158V157H252ZM261 158V157H260ZM9 159V160H10ZM35 159H37V158H35ZM39 159H40V157H39ZM49 159V158H48ZM125 159V158H124ZM127 159V158H126ZM129 159V158H128ZM131 159V158H130ZM259 159V158H258ZM50 160V159H49ZM253 160V159H252ZM37 161V162H36ZM43 161V160H42ZM123 161H125V160H123ZM258 161V160H257ZM25 162L28 164V166L26 167V165H24L25 164ZM48 162V161H47ZM46 162V163H47ZM49 162H51V161H49ZM126 162H127V160H126ZM125 162V163H126ZM263 162V161H262ZM262 162H260V163H262ZM41 163V162H40ZM39 163V164H40ZM52 163V162H51ZM246 163V162H245ZM259 163V162H258ZM39 164H37V165H39ZM128 163H126V165H127ZM41 165V164H40ZM48 165V164H47ZM244 165V164H243ZM251 165V164H250ZM4 167H5V165H3ZM3 166H1V167H3ZM252 166V165H251ZM4 167H3V169H4ZM20 167H19V169H20ZM253 167V166H252ZM33 168H36L37 169V171L35 170V172L34 171H31V169H33ZM259 168V167H258ZM18 169V170H19ZM245 170V169H244ZM250 170H251V168H250ZM2 171V170H1ZM4 171V170H3ZM123 171H124V169H123ZM123 171H122V173H123ZM253 172H254V170H252ZM258 171V170H257ZM7 172V171H6ZM5 172V173H6ZM17 172V171H16ZM19 172V171H18ZM108 172V173H107ZM125 172V171H124ZM1 173V172H0ZM4 173V174H5ZM10 173V172H9ZM9 173H7V174H9ZM20 173H22L21 171H20ZM59 173V174H58ZM107 173V174H106ZM116 173H114V175L116 174ZM24 174V173H23ZM39 174H42V176L40 175V177L38 176ZM58 174V175H57ZM244 174H246V173H244ZM247 174H249V173H247ZM264 174V173H263ZM14 175V173L13 174H11V177L8 175L7 177H10V179H12V176ZM20 175V174H19ZM113 175V174H112ZM243 175V174H242ZM242 175H240V176H242ZM24 176V175H23ZM111 176V175H110ZM118 176V175H117ZM248 176V175H247ZM264 176V175H263ZM2 177V176H1ZM0 177V178H1ZM244 177V176H243ZM250 177V176H249ZM21 178H22V176H21ZM70 179V181L71 182H69V179ZM239 178V177H238ZM244 178H246V177H244ZM260 178H262V176L260 177ZM6 179V178H5ZM4 179V180H5ZM13 179H14V177H13ZM16 179V178H15ZM112 179V178H111ZM240 180V179H239ZM245 180V179H244ZM257 180H259V175H258V173L256 172V175H253V178H252V180H251V185H253L254 187H255V189L253 190V191H255V193L258 191V190H262L261 188H262V186H261V183L262 182H260V184L258 185V183H257ZM11 181V180H10ZM247 181V180H246ZM245 181V182H246ZM262 181H264V180H262ZM5 182H7V181H5ZM13 182V181H12ZM35 182V183H34ZM235 182V181H234ZM248 182L249 181H247L246 183H247V185H248ZM1 183V182H0ZM8 183V182H7ZM18 183H21L20 185H24L25 184V187L23 186H21L20 188H23L22 189V191L20 190V192H19V190L17 191L16 190V188H17V186H18V188H19V184ZM34 183V184H33ZM264 183V182H263ZM3 184V183H2ZM12 184V183H11ZM107 184V183H106ZM9 185V184H8ZM17 185V186H16ZM77 185V184H76ZM81 186V185H80ZM249 186V185H248ZM69 187H71L72 188V191H73V193L75 194V193H77V196L76 197H73V196H71V195H69V194H67V192L65 193L64 192V190L66 189H68ZM102 187V186H101ZM264 187V186H263ZM247 188V187H246ZM251 188V187H250ZM50 189H53V191L52 190H50ZM252 189L253 188H251V189H249L250 191H252ZM264 189V188H263ZM24 191V192H23ZM99 191V190H98ZM97 191V192H98ZM24 194H23V193ZM101 192V191H100ZM71 194H72V192H70ZM87 193V192H86ZM247 193H248V190H247ZM254 193V192H253ZM254 193V194H255ZM259 193V192H258ZM87 195V194H86ZM100 195V194H99ZM98 195V196H99ZM75 196V195H74ZM96 196V195H95ZM258 196V195H257ZM262 196V195H261ZM260 196V197H261ZM100 197V196H99ZM259 197V196H258ZM258 197H256V198H258ZM249 198V197H248ZM255 198V197H254ZM255 198V199H256ZM96 199V198H95ZM98 199V198H97ZM89 200V199H88ZM3 201H6V204H4V202ZM89 201H91V199L89 200ZM49 203V202H52V207H45L44 205H45V203ZM92 202H94V200L92 201ZM92 202L91 203H89V204H92ZM100 202V201H99ZM246 203H248V202H246ZM262 204V203H261ZM12 205V206H11ZM13 205L15 206L13 209H16L18 212H19V214H21V217L19 216L18 218H17V220L16 221H13V219L12 218H14L13 216H14V214L12 213V209H10V210H8V207L10 206V207H13ZM96 205V204H95ZM8 206V207H7ZM88 206H91V205H87V207ZM6 207H7V209H6ZM97 207H98V205H97ZM247 207V206H246ZM56 208V209H55ZM86 209V208H85ZM211 210V209H210ZM264 210V209H263ZM262 210V211H263ZM16 211V212H17ZM216 211V210H215ZM254 211H255V209H254ZM253 211V212H254ZM17 212V213H18ZM256 212V211H255ZM62 213V212H61ZM60 213V214H61ZM68 213V214H67ZM59 214V213H58ZM209 214H211V213H209ZM13 215V216H12ZM32 215H34L35 217L34 218H29V217H31ZM54 215H57V213L56 214H54ZM263 215V214H262ZM11 216H12V218H11ZM16 216V215H15ZM81 217V216H80ZM83 217V216H82ZM81 217V218H82ZM263 217V216H262ZM57 218V217H56ZM55 218V219H56ZM65 219V218H64ZM67 219H69V217L67 218ZM48 220V219H47ZM46 220V221H47ZM57 220V219H56ZM52 221V220H51ZM183 221V220H182ZM237 221V220H236ZM245 222V221H244ZM259 222V221H258ZM47 223V222H46ZM49 223V222H48ZM47 223V224H48ZM51 223V222H50ZM245 224V223H244ZM49 225V224H48ZM251 225V224H250ZM50 226V225H49ZM52 226V225H51ZM241 226V225H240ZM243 227H244V225H242ZM46 227V226H45ZM256 228H258L259 226L257 225V226H255ZM1 228V227H0ZM49 228V227H48ZM47 228V229H48ZM53 228V227H52ZM77 228H78V226H77ZM10 229H8L9 231H10ZM264 228H262V229H260V231L258 232V234H254V236H257V237H255L254 239L253 238H250V239H253V241L252 242H250V243H252L253 244V246H254V250H255V252L260 256V257H263V259H264V230H263ZM0 230H2V229H0ZM6 230V229H5ZM52 230H54V231H56L54 228L52 229ZM51 230V231H52ZM242 230V229H241ZM252 230V229H251ZM50 231V232H51ZM234 231V230H233ZM232 231V232H233ZM240 231V230H239ZM47 232H49V231H47ZM60 232V231H59ZM243 232H245V231H243ZM251 232V231H250ZM11 233V232H10ZM55 233V232H54ZM240 233V232H239ZM252 233V232H251ZM250 233V234H251ZM3 234V233H2ZM46 234V233H45ZM48 234H50V233H48ZM48 234H46L47 236H48ZM56 234V233H55ZM54 234V235H55ZM60 234V233H59ZM237 234V233H236ZM243 234V233H242ZM53 235V236H54ZM57 235H58V233H57ZM252 235V234H251ZM12 236V235H11ZM47 236H45V237H47ZM56 236V235H55ZM230 236H232V235H230ZM237 236V235H236ZM2 237H3V235H2ZM1 237V238H2ZM36 237V238H35ZM228 237H229V235H228ZM239 237V236H238ZM240 237H242L241 236V234H240ZM49 238H51V237H49ZM53 238V237H52ZM54 238H57V237H54ZM247 238V237H246ZM15 239V238H14ZM46 239V238H45ZM44 239V240H45ZM48 239V238H47ZM242 239V238H241ZM2 240V239H1ZM12 240V239H11ZM16 240V241H17ZM8 241V240H7ZM14 241V240H13ZM37 241V240H36ZM49 241V240H48ZM243 241V240H242ZM9 242V241H8ZM7 242V243H8ZM50 242V241H49ZM54 242H55V240H54ZM58 242V241H57ZM48 243V242H47ZM46 243V244H47ZM243 243V242H242ZM43 244V243H42ZM45 244V245H46ZM60 244V243H59ZM4 245V244H3ZM14 245V244H13ZM30 245V244H29ZM63 245V244H62ZM245 245V244H244ZM18 246V245H17ZM17 246L15 245V247H16V250H17ZM28 246V245H27ZM54 246V245H53ZM57 246H58V244H57ZM19 247V246H18ZM24 247V246H23ZM26 247V246H25ZM65 249H66V252L68 253V251H70V250H68L67 251V248H66V246H63ZM0 248H1V246H0ZM7 248V247H6ZM11 248H12V245H11ZM58 248V247H57ZM247 248V247H246ZM10 249V248H9ZM15 249V248H14ZM7 250V249H6ZM28 250V249H27ZM30 251H32V248L31 249H29ZM51 250H52V247H51ZM56 250V249H55ZM54 250V251H55ZM11 251V250H10ZM59 250L57 249V252H58ZM78 251V250H77ZM6 252V251H5ZM4 252V250L2 251V250H0V258H2V259H4V255H3V253H5ZM13 252H14V250H13ZM33 252V251H32ZM254 252V251H253ZM254 252V253H255ZM22 253H24V252H22ZM35 253V252H34ZM36 253V254H37ZM62 253V252H61ZM76 253H78V252H76ZM81 253V252H80ZM6 254V253H5ZM9 254H11V252L9 253ZM25 254V253H24ZM27 254H29V253H27ZM26 254V255H27ZM48 254V253H47ZM46 254V255H47ZM53 254H54V252H53ZM52 254V255H53ZM63 254H64V251H63ZM75 254V253H74ZM86 254V253H85ZM85 254H83V255H85ZM16 255V254H15ZM21 255V254H20ZM38 255V254H37ZM66 255V254H65ZM89 255V254H88ZM256 255V254H255ZM9 256H13V253L11 254V255H9ZM30 257H31V255H29ZM36 257V255H33V257ZM43 255H41V257H42ZM61 256H62V254H61ZM90 256V255H89ZM14 257V256H13ZM24 257V256H23ZM51 257H53V256H50V258ZM82 257H84L85 258V256H82ZM8 258V257H7ZM15 258V257H14ZM27 257H25V259H26ZM39 258V257H38ZM88 258V257H87ZM90 258V257H89ZM88 258V259H89ZM19 259V258H18ZM52 259V258H51ZM9 260V259H8ZM21 260V259H20ZM35 260H36V258H35ZM44 263L45 262H47L48 260H49V257L47 256V257H44ZM77 260V259H76ZM92 260V259H91ZM90 260V261H91ZM254 260V259H253ZM12 261V260H11ZM33 262H34V260H32ZM82 261V260H81ZM260 261V260H259ZM5 262V261H4ZM9 262V261H8ZM22 262V261H21ZM28 262V261H27ZM27 262H23L24 264L25 263H27ZM144 262V261H143ZM154 262V261H153ZM257 261H255V263H256ZM264 262V261H263ZM22 263V264H23ZM98 263V262H97ZM138 263L140 264L141 262H139L138 261ZM146 263V261L144 262V264ZM11 264V263H10ZM21 264V263H20ZM96 264V263H95ZM259 264V263H258Z\"/></svg>",
  "mask_w": 264,
  "mask_h": 264
}]
</instances>
